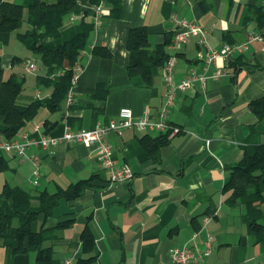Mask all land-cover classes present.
Wrapping results in <instances>:
<instances>
[{"label":"crops","instance_id":"obj_1","mask_svg":"<svg viewBox=\"0 0 264 264\" xmlns=\"http://www.w3.org/2000/svg\"><path fill=\"white\" fill-rule=\"evenodd\" d=\"M1 1L28 7L35 0ZM103 1V23L90 33L82 53L73 101L66 98L57 112L40 108L23 130L32 137L39 136L37 127L44 132L46 121L57 122L48 134L62 136L66 122L72 129H90L116 118L124 107L131 108L135 117L142 116L147 107L158 111L167 92L163 67L154 68L153 87H148L141 75H129L127 40L131 28L146 26L153 47L172 35L175 18L187 19L200 24L208 32L209 45L217 49L245 40L264 24V0H121L120 13L115 12L113 0ZM92 7L90 0H77V10L65 17L60 37L48 41L59 44L81 33L85 23H93ZM259 7L263 19L254 12ZM27 17L26 9L24 23L14 37L11 35L7 43L0 41L3 78L15 74L25 79L24 87V62L34 63L30 49L18 37L32 29ZM198 39L190 37L176 52L173 37L167 46L170 55L177 54L178 80L191 70L204 69L198 59L205 48L198 45ZM95 46H107L112 57L96 56ZM217 71L222 72L218 80L208 78L178 95L169 121L182 131L160 148L157 160L141 139L146 135L156 138L162 132L130 128L110 136L116 164L131 166L135 174L132 181L111 183L97 153L83 144L61 142L49 150L33 146L25 160L0 152L9 164L0 172V191L8 184L33 195L43 191L55 194L80 181L89 184L76 199L62 198L46 222L48 226L68 223L60 237L48 243L53 245L59 264H67V260L75 264L86 256L81 235L88 224L96 239L93 255L97 259L92 264H172L170 249L187 244L196 232L199 241L208 232L213 237L214 250L202 264H264V241L255 243L242 219L245 208L230 207L227 200L232 190L225 189L227 168L242 159L248 146L264 144V119H258L250 107V102L264 97V52L253 44L235 64L217 60L207 75ZM62 74L58 71L50 78L58 80ZM43 76L36 78L35 95L22 91L26 97L33 96L29 103L52 95L53 86L40 81ZM37 167L41 176L35 184ZM209 215L213 217L205 226ZM34 263V253H14L0 243V264Z\"/></svg>","mask_w":264,"mask_h":264},{"label":"trees","instance_id":"obj_2","mask_svg":"<svg viewBox=\"0 0 264 264\" xmlns=\"http://www.w3.org/2000/svg\"><path fill=\"white\" fill-rule=\"evenodd\" d=\"M101 1L103 0H90L93 5ZM112 2L115 12L120 13L122 1ZM76 7L77 0H35L28 7L0 2V41L7 43L12 33L22 27L27 9V21L32 29L19 33L18 37L28 49L40 56L47 68L46 76L41 77L40 81L53 86L50 97L20 104L18 98L22 94L25 79L12 74L5 80L3 71L0 70V138H15L23 132L42 107L48 108L51 112L62 109L72 86L73 76L82 60V53L87 47L90 33L95 27L93 23H85L81 33L63 43L51 44L48 40H56L60 37L65 17L76 12ZM254 12H258L263 19L260 7L254 8ZM262 28L264 24L257 30ZM173 36L172 33L162 44L152 47L149 39L150 31L146 26L131 28L127 40V49L130 52L127 66L129 75H141L145 84L153 87V70L155 67H164L169 59L167 46ZM93 53L104 58L112 57V52L107 46H95ZM238 58L231 61V64L237 63ZM58 71H62L63 74L58 80H52L51 75ZM250 107L258 119H264V97L250 102ZM56 123L46 121L44 133L52 131ZM169 141L168 132L156 138L146 135L141 139L143 147L156 160L160 148ZM8 168V161L0 157V172ZM227 169L229 181L225 189L232 190L227 203L232 208L239 206L245 208L242 219L255 243H262L264 241V224L261 222L264 217V144L248 146L242 159ZM88 185L86 181H80L67 189L58 190L55 194L43 191L33 195L22 187L6 184L0 191V243L12 249L14 253H34V264H59L54 256L53 245L48 243L58 239L59 232L68 223L59 222L54 226H48L46 222L62 198L76 199L83 194ZM42 217L43 220L40 221ZM81 241L82 252L86 256L75 264H92L97 259V256L93 255L96 239L89 224L82 232Z\"/></svg>","mask_w":264,"mask_h":264},{"label":"built area","instance_id":"obj_3","mask_svg":"<svg viewBox=\"0 0 264 264\" xmlns=\"http://www.w3.org/2000/svg\"><path fill=\"white\" fill-rule=\"evenodd\" d=\"M104 6L105 2L101 1L92 7L95 28L100 27L103 23ZM172 33L174 34L172 48L175 52L183 49L190 37L197 36L199 38L198 45L205 48V50L202 51L198 60L204 63V69L202 72L191 70L178 80L175 73L177 54H171L163 67V78L167 86V92L163 104L156 113L152 111L151 107H147L142 116L135 117L131 108L124 107L116 118H112L108 122H99L90 129H72L66 122L62 136L41 132L40 127H37L36 130L40 131L37 138L32 137L29 132L25 131L19 133L13 139L0 138V152L25 160L29 158L28 150L33 146L49 150L51 146L58 145L61 142L83 144L97 153L101 167L109 173L111 183L132 181L135 174L131 166L129 164H116L114 148L109 140L112 134H122L130 128H139L144 131L154 129L162 133L168 132L170 138L179 134L182 129L169 121V113L180 93L208 78L218 80L222 75L221 71L215 72L213 76H208L207 70L219 59L231 62L248 51L253 44H258L260 51L264 52V28L251 31L245 40L225 43L217 49L209 45L208 32L196 22L175 18ZM25 65L28 72H33L37 68L36 64L32 62H27ZM77 77L76 72L67 94L69 103L73 101V86ZM33 176V182L37 184L41 176L39 167L34 170ZM212 217V215L207 216L205 226ZM198 237L199 232H196L187 244L170 249L172 264H202L204 262L205 258L214 250L213 237L210 232L207 233L203 241H199ZM199 244H202L203 248L198 247ZM66 263H71V260H67Z\"/></svg>","mask_w":264,"mask_h":264},{"label":"rangeland","instance_id":"obj_4","mask_svg":"<svg viewBox=\"0 0 264 264\" xmlns=\"http://www.w3.org/2000/svg\"><path fill=\"white\" fill-rule=\"evenodd\" d=\"M15 33L16 32H14L12 34L13 35L12 37H14ZM15 42L23 50H27V49H25V47L18 40L15 39ZM28 54H30L29 55L30 58L34 61V63L36 64V67H37L33 72H28V71L25 72V70H24L26 78H27V81H26V85H25V87L23 89V92H24V94H27L29 96V95H35V91H36L35 81H36L37 76H43V75L46 74L47 71H46V67L42 63V60H41L39 55L33 53L30 50H28ZM27 62H30V61H25L24 63H27ZM24 67H25V65H24ZM21 69H24V68L21 67ZM23 92L18 98V103H20V104L29 103L30 99H32L33 96L32 97H26V96H24ZM261 222L263 223L264 219ZM260 248L261 247L258 246V249H260Z\"/></svg>","mask_w":264,"mask_h":264}]
</instances>
